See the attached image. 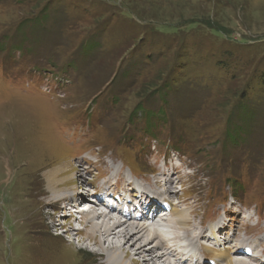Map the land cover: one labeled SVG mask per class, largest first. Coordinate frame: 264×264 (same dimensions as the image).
Here are the masks:
<instances>
[{"label":"rangeland","instance_id":"374dc122","mask_svg":"<svg viewBox=\"0 0 264 264\" xmlns=\"http://www.w3.org/2000/svg\"><path fill=\"white\" fill-rule=\"evenodd\" d=\"M263 78L264 0H0V264H106L79 212L118 176L189 232L257 234ZM54 168L80 208L53 202Z\"/></svg>","mask_w":264,"mask_h":264},{"label":"bare ground","instance_id":"6f19581e","mask_svg":"<svg viewBox=\"0 0 264 264\" xmlns=\"http://www.w3.org/2000/svg\"><path fill=\"white\" fill-rule=\"evenodd\" d=\"M68 172V170H63L61 178H59L60 171L58 169L54 168L49 172L47 180L48 193L53 198V202L55 201L57 203L69 197L70 204L76 210L81 207L80 203H82L85 198L81 197L80 191H77L75 195H71L72 199L74 198L75 200L71 199L69 195L71 189H67L66 186L72 184L75 178H77V175H71L69 174L70 172ZM163 175H165L164 172ZM167 179H164V181ZM89 200L84 203V206H88V209L86 210L83 207L82 210L80 209L81 211L79 213H82L80 216L85 224L92 223V225L88 227L84 234L86 238H82L80 243L83 246L90 240L94 242L95 245L100 246L102 254L106 256V264H248V261L251 264H264V239H261L256 245L250 244L249 241L245 240L235 243V241L232 240L236 237L237 230L232 233V237L225 235L227 222L226 217H224L225 215L215 221L216 223L220 222V224H218L220 234L218 235V233L215 232L216 227L214 226L215 229L211 231L212 236H210L208 241V243L213 244L212 247L215 248L217 252L210 247H206L208 250H213L212 253L214 256L210 259V262L201 263L195 258L191 260L190 258L181 260L180 256L189 249L190 246L199 245L201 238L204 236L208 237L206 235L207 228L204 229V226L201 225L199 227L201 229L200 231L189 232V230L193 229L189 222V214L179 210L171 201L168 202L165 200V204L170 207L169 212L173 219H160L159 217L163 215V212L159 208L155 210L157 214L155 216L157 217H150L152 215V210L149 209H154L155 204L152 203V207H148L145 204H148L149 201L141 204L140 209L137 207L136 211H138L137 213H139L140 217L135 219L129 214L116 212L114 207L108 205L104 200H97L92 203L89 202ZM157 200L158 199H155V203H158ZM99 206L103 207L105 210H99ZM96 209L100 213H97L95 211ZM250 220L251 217L248 215L245 222L247 227ZM95 221L98 222L96 223ZM130 221L133 223H130ZM171 227H175L177 231L174 230L172 232ZM184 230H187L186 235L182 234ZM262 230L264 232V229H260L257 234L263 233ZM219 236L220 238L223 237V239L218 238ZM140 242H142V244H140ZM233 242L235 244H233ZM106 244L108 245L107 247H105ZM241 246L251 247V249L248 253L245 252V255H241L237 252L238 248ZM259 248H263L261 252L257 250ZM132 251L135 254H132ZM204 253L205 255H211L210 251H205ZM135 257L139 262L134 260ZM142 257L143 260L141 261L140 259ZM240 257L246 258L248 260L247 263Z\"/></svg>","mask_w":264,"mask_h":264},{"label":"trees","instance_id":"16d2710c","mask_svg":"<svg viewBox=\"0 0 264 264\" xmlns=\"http://www.w3.org/2000/svg\"><path fill=\"white\" fill-rule=\"evenodd\" d=\"M263 80H264V78H263ZM148 119H149V122H150L151 121V117H149Z\"/></svg>","mask_w":264,"mask_h":264}]
</instances>
